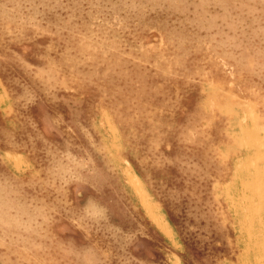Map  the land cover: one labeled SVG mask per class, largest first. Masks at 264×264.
I'll return each instance as SVG.
<instances>
[{"label":"rangeland","instance_id":"obj_1","mask_svg":"<svg viewBox=\"0 0 264 264\" xmlns=\"http://www.w3.org/2000/svg\"><path fill=\"white\" fill-rule=\"evenodd\" d=\"M226 128L264 182V0H0V264H264Z\"/></svg>","mask_w":264,"mask_h":264},{"label":"bare ground","instance_id":"obj_2","mask_svg":"<svg viewBox=\"0 0 264 264\" xmlns=\"http://www.w3.org/2000/svg\"><path fill=\"white\" fill-rule=\"evenodd\" d=\"M7 25V24H6ZM5 28H6V26H5ZM9 31V30H8ZM79 36V35H78ZM83 39H84V36H83ZM87 40V39H86ZM154 41H156V40H154ZM82 42V41H81ZM84 42H85V40H84ZM86 46H88L87 44L85 45V47ZM90 46V45H89ZM87 48V47H86ZM89 49H91V48H89ZM88 49V50H89ZM94 52H95V50H94ZM144 55L146 56V55H148V53L147 52H145L144 53ZM136 56H141L140 54H138V55H136ZM85 58V57H84ZM88 58H89V56H88ZM93 59V58H92ZM200 72H201V70H199ZM175 81H176V78H175ZM187 82V81H186ZM209 83V82H208ZM207 83V84H208ZM212 83V82H211ZM230 84V83H229ZM231 85V84H230ZM207 86V85H206ZM205 86V87H206ZM209 88V87H208ZM205 90V89H204ZM213 90H214V88H213ZM212 89L210 90V92L211 93H209L208 94V106L209 105H211V107L213 108V110H216V109H221V108H224V110L226 111V113H227V115H231V116H233V118L234 119H236L237 118V116L239 115V113L241 112V106L238 104V106H232V108L229 106V101H227V98L222 94L224 91H222V92H220V90H218V91H213ZM253 90V89H252ZM206 91V90H205ZM204 91V92H205ZM208 92V91H207ZM5 95H7L6 93H5ZM234 95V94H233ZM226 96H229V95H226ZM234 97H236V95L234 96ZM206 99V98H205ZM236 99V98H235ZM232 100V99H231ZM230 100V101H231ZM206 101V100H205ZM204 101V102H205ZM232 102V101H231ZM236 103V102H235ZM245 107V106H244ZM208 109V108H207ZM248 109H250V106H249V108ZM253 109V108H252ZM252 109H250V110H252ZM4 112V111H3ZM206 112V111H205ZM251 112V111H250ZM253 112V111H252ZM9 113H11V111L9 112ZM8 113V114H9ZM226 113H225V115H226ZM255 113V112H254ZM7 114V115H8ZM221 114H222V112H221ZM221 114L219 113V111H217L216 113H214V114H212L211 115V117H210V119H212L213 118V122L214 123H221ZM251 114V113H250ZM4 115V114H3ZM2 115V116H3ZM223 115V114H222ZM245 115V114H244ZM100 117V116H99ZM103 117V116H102ZM232 118V119H233ZM100 119V118H99ZM230 120V121H232V123H233V120ZM257 119V118H256ZM261 120V119H260ZM229 121V120H228ZM11 122H13V121H11ZM96 122V121H95ZM100 122V121H99ZM234 122H235V120H234ZM239 122H240V120H239ZM243 122H244V120H243ZM259 122V121H258ZM10 123V122H9ZM230 124H231V122H230ZM11 125V124H10ZM205 125V124H204ZM232 125V124H231ZM236 125V124H235ZM103 126V125H102ZM238 126H240L239 128L241 129V131H242V133L243 132H249V131H251L252 129H254V126L252 125V124H250V123H247V124H240V125H238ZM237 126V127H238ZM14 127V126H13ZM104 127H105V125H104ZM231 127V126H230ZM261 127H263V126H261ZM12 128V127H11ZM235 128V127H234ZM96 129V128H95ZM227 129L228 128H226L225 130H226V135H224V139H223V142H225V144H226V147L227 148H229L228 149V153H229V158H231L232 157V159H236V168H235V171L233 170V172L231 173V178H229L228 180H226V185H229V189H231V187H236L238 190L236 191V195L239 193V196H240V198H239V200L240 199H244L245 201H248L249 199H250V197H252V198H255L256 196L255 195H260V194H262V193H264V182H262L261 181V179H260V177H259V175H260V172H261V170H263V169H260L259 167H257L256 165H255V169L253 170V172L256 174V179H255V182L254 183H250L249 184V187L247 188V190H242V187H241V189H239V181H238V183H237V180H236V177L238 176V175H240V171H239V167L244 163V159H241V158H239V157H237L238 156V153H237V151L243 146H245V144L246 143H248V142H246V141H248V140H245L244 141V139H239V138H237V137H234V135L233 134H230V132H228L227 131ZM261 129V128H260ZM107 130V129H106ZM232 131H233V129H232ZM263 131V130H262ZM106 132V131H105ZM104 133V132H103ZM101 136V135H100ZM244 136V135H243ZM102 137V136H101ZM120 137V136H119ZM103 138V137H102ZM102 140V139H101ZM105 140V139H104ZM246 142V143H245ZM245 143V144H244ZM259 143V142H258ZM106 144V143H105ZM246 145H248V144H246ZM108 146V145H107ZM168 146V145H167ZM104 147V146H103ZM220 148V147H219ZM104 149V148H103ZM111 149V148H110ZM125 149V148H124ZM106 150H108V147H107V149ZM111 150H113V149H111ZM120 150H121V147H120ZM219 150V149H218ZM110 152H112V151H110ZM222 152H224L223 150H222ZM256 152L258 153V155H260V149L259 148H257L256 149ZM4 153V152H3ZM131 153V152H130ZM118 154V153H117ZM116 154V155H117ZM110 156H111V154H109ZM108 155V156H109ZM223 155V154H222ZM227 155V154H226ZM112 156H114V155H112ZM4 157V156H3ZM116 157V156H115ZM114 158V157H113ZM112 158V159H113ZM118 158V157H117ZM228 158V157H227ZM2 159V158H1ZM6 159V158H5ZM114 159H116V158H114ZM3 160V159H2ZM119 160V159H118ZM124 160V159H123ZM15 161V160H14ZM122 161V160H121ZM10 162V161H9ZM124 162V161H123ZM18 163H19V161H18ZM14 164H16V163H14ZM248 164V163H247ZM255 164V163H254ZM15 166V165H14ZM115 166H116V164H115ZM16 167V166H15ZM247 167V166H246ZM13 168V167H12ZM116 168V167H115ZM118 168V167H117ZM33 169V168H32ZM22 170H24V169H22ZM26 170V169H25ZM24 170V171H25ZM16 172V171H15ZM34 172V171H33ZM237 174H236V173ZM35 175V174H34ZM18 177V176H17ZM20 177V176H19ZM22 177V176H21ZM237 179H238V177H237ZM139 182V181H138ZM134 184H136V183H134ZM138 184V183H137ZM140 184V183H139ZM235 185V186H234ZM214 186V185H213ZM212 186V187H213ZM219 187V186H218ZM217 187V188H218ZM215 189V188H214ZM131 193V192H130ZM218 193V192H217ZM221 193V192H220ZM219 194V193H218ZM131 195V194H130ZM217 195V194H216ZM250 195H253V196H250ZM133 196V195H132ZM225 196V195H224ZM221 197V196H220ZM219 196L217 197V198H220ZM216 199V198H215ZM233 199H234V197H233ZM229 197H227V195H226V200L225 201H227L228 203H229ZM235 200V199H234ZM259 201V204H260V206H251V208H252V212L254 213V214H260V217H261V219L264 221V194H262L261 195V197H260V199L258 200ZM236 202V201H235ZM238 202V201H237ZM150 204H151V212H153V210L154 209H156L157 208V205H155L152 201H150ZM149 204V205H150ZM258 204V203H257ZM144 214V213H143ZM149 220V219H148ZM173 235V234H172ZM22 249V248H21ZM174 250V249H173ZM182 253V252H181ZM166 254V253H165ZM168 255V254H167ZM237 258V257H236ZM220 262V261H219ZM233 263V262H232Z\"/></svg>","mask_w":264,"mask_h":264}]
</instances>
